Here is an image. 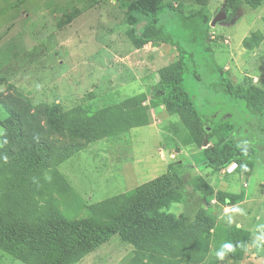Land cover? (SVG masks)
<instances>
[{"label": "rangeland", "instance_id": "374dc122", "mask_svg": "<svg viewBox=\"0 0 264 264\" xmlns=\"http://www.w3.org/2000/svg\"><path fill=\"white\" fill-rule=\"evenodd\" d=\"M136 2L0 0V96L18 91L44 108L61 105L84 126L94 118L97 128L106 121L112 127L95 139L85 133L80 149L67 150L51 165L0 153V264H42L41 236L56 228L68 250L64 264H264V136L254 120L264 121L220 91L200 52L186 77L196 106L214 122L230 114L234 139L249 146L256 160L249 176L238 166L232 172L209 166L204 154L209 144H186L179 116L158 105L161 82L177 76L179 52L142 41L150 17L134 9ZM228 2L207 0L213 18L227 13L209 30L214 62L235 90H264V0H232L237 9L230 12ZM162 4L157 25L190 49L193 31L180 14L191 15L201 5ZM130 14L137 18L133 24ZM127 112L135 115L129 121L121 118ZM7 118L0 104V147ZM169 171L185 184L184 201L161 211L157 221L149 215L146 227L137 230L133 206L162 195L171 183ZM197 176L212 190L203 194L195 187ZM229 193H244L245 199L231 205ZM82 220L107 231L80 240L67 223ZM120 220L123 232L111 233ZM230 227L251 232L241 260L226 253ZM136 232L144 235L142 249Z\"/></svg>", "mask_w": 264, "mask_h": 264}, {"label": "trees", "instance_id": "16d2710c", "mask_svg": "<svg viewBox=\"0 0 264 264\" xmlns=\"http://www.w3.org/2000/svg\"><path fill=\"white\" fill-rule=\"evenodd\" d=\"M196 1L201 5L199 9L193 11L191 15L180 14L182 20L187 23L188 28L193 31L192 38L189 40L190 49L183 48L179 42L173 40L170 33L164 31L162 25H157L158 14L163 8V0H137L134 4V9L142 10L150 17L142 34V41L166 43L175 46L179 52L177 76L168 77L161 82V95L158 98V105H164L179 116L188 132L185 139L186 144H195L197 147H204L205 142L209 144L204 150L205 162L215 171H220L223 167L235 163L238 166V172L249 176L253 173L256 165V160L251 157L253 150L247 145H241L234 139L235 125L230 114H226L225 117L217 119L215 122L203 117L195 104L194 95L186 85V77L191 73L189 62L195 63L196 59L199 58V53L204 52L199 59L204 58L205 62L206 60L210 61L209 70L212 74H215L216 84L219 86L220 91L233 99L243 101L247 113L251 117L258 116L257 118L263 121L264 90L254 87L252 92L245 94L234 89L223 67L214 62L211 54L214 50L210 45L209 30L213 14L207 6V0ZM228 1V12L231 9H237L232 0ZM136 20L134 14L129 15L128 22L133 24ZM192 45H195V47L191 48ZM197 45L201 46L200 49L196 48ZM193 76L197 78V74L193 73ZM128 102L129 100H127ZM0 104L9 115V118L2 121L4 132L0 153L11 159L19 158L22 161L26 159L40 161L43 159L51 165L63 158L62 156L67 150L80 149L79 147L85 140V133L95 139L98 135H106L112 128L107 121L102 122L101 125L99 124L100 128H97L94 118L89 119L87 125L84 126L77 117H70L61 105L55 104L44 108L42 105H35L29 97L18 91L1 95ZM127 113L121 116L125 121H129V118L135 116L133 113ZM255 124L261 127L260 131L264 136V124L260 125L258 120H254ZM217 155H220V157H217ZM169 173L171 183L166 185L168 189L163 191L162 195L157 196L146 205L138 202L133 206L131 215L137 218V230L140 231V229L143 230L146 227L149 215H152L153 220L157 221L156 216L161 211H166L175 202L184 201L185 184L180 178L174 176L172 171H169ZM192 184L200 189L203 194L212 190L211 185L202 177H195ZM244 199V193H229L226 197L231 205L238 204ZM118 218L120 217L118 216ZM67 226L80 240L91 237L95 240L99 232L102 235L104 230L107 231L104 225L94 226L91 222L85 220L69 222ZM121 229L124 228L120 220L111 228V233L120 232ZM60 232L61 229L56 228L54 231L46 233L45 239L41 236V241L45 242L42 250L44 259L42 264L65 263L68 250L65 241L58 237ZM141 232L135 234L142 249L144 247V235L141 238ZM250 237L251 232L249 230L239 227L228 228L224 242L226 253L231 258L241 260ZM184 255L189 256V251L184 250Z\"/></svg>", "mask_w": 264, "mask_h": 264}, {"label": "water", "instance_id": "95a60500", "mask_svg": "<svg viewBox=\"0 0 264 264\" xmlns=\"http://www.w3.org/2000/svg\"><path fill=\"white\" fill-rule=\"evenodd\" d=\"M226 17H227V13H226L225 10H223V11H221L219 14H217V15L212 19L210 25H211V26H214V25L217 23V21H222V20H224ZM205 143H207V142H205Z\"/></svg>", "mask_w": 264, "mask_h": 264}, {"label": "built area", "instance_id": "2783aa9c", "mask_svg": "<svg viewBox=\"0 0 264 264\" xmlns=\"http://www.w3.org/2000/svg\"><path fill=\"white\" fill-rule=\"evenodd\" d=\"M236 166H237V164L233 163L230 166L223 168V169L225 172H232Z\"/></svg>", "mask_w": 264, "mask_h": 264}]
</instances>
